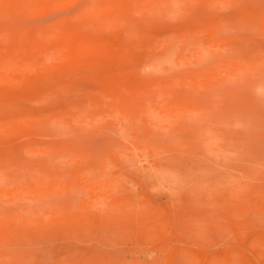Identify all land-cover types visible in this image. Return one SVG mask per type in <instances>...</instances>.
<instances>
[{"label":"rangeland","instance_id":"rangeland-1","mask_svg":"<svg viewBox=\"0 0 264 264\" xmlns=\"http://www.w3.org/2000/svg\"><path fill=\"white\" fill-rule=\"evenodd\" d=\"M0 264H264V0H0Z\"/></svg>","mask_w":264,"mask_h":264}]
</instances>
